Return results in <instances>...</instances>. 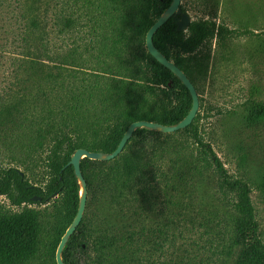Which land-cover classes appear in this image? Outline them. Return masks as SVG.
I'll return each instance as SVG.
<instances>
[{"label":"trees","instance_id":"16d2710c","mask_svg":"<svg viewBox=\"0 0 264 264\" xmlns=\"http://www.w3.org/2000/svg\"><path fill=\"white\" fill-rule=\"evenodd\" d=\"M171 1L81 0L78 5L80 1L73 0L76 9L62 20L58 18L63 24L61 32L87 28L82 44L95 67L81 75L80 35H71L73 45L65 54L54 57L45 47L40 50L48 61L58 60L60 66L44 105L18 120L23 132L15 136V149L27 157L16 163L31 166L22 171L0 160V195L9 203L8 208L0 204V264H56L57 245L79 203V182L68 164L77 148L110 153L132 122L174 125L189 111L192 100L187 88L144 46L148 28ZM219 3L212 0L214 10ZM209 14L192 19L185 31L176 29L180 15L174 14L153 35L156 48L193 84L194 73L208 68L209 59L196 55L199 48L214 39L223 45L232 33L223 19L217 21ZM202 116L198 110L190 125L174 131L184 133L192 146L177 155L179 174L171 188L177 184L183 193L186 188L191 193L201 192L211 180L222 207H215L214 214L226 235L227 257L239 247L233 264H264V241L250 195L252 188L247 180L232 177L204 140L200 134ZM243 119L249 125L263 124L264 99H246ZM161 134L137 128L116 158L81 159L86 210L62 251L65 264H145L139 255L140 242L147 238L153 245L161 244L158 239L164 231L160 223L147 221L161 208L156 207L153 196L159 186L153 170L156 159L147 150L151 148L154 154L157 147L147 143ZM38 164L39 171L34 173ZM256 186L264 195V173ZM32 196L42 201H32ZM46 199L49 207L30 206Z\"/></svg>","mask_w":264,"mask_h":264},{"label":"rangeland","instance_id":"374dc122","mask_svg":"<svg viewBox=\"0 0 264 264\" xmlns=\"http://www.w3.org/2000/svg\"><path fill=\"white\" fill-rule=\"evenodd\" d=\"M78 1L80 5L81 0ZM220 1L216 10L211 6L212 0H181L180 4L192 19L208 17L211 13L217 21L223 19L232 31L223 45L214 39L196 53L200 59H209L206 72L194 73L198 110L203 115L200 134L232 177L249 182L264 241V195L256 186L264 173V123L249 125L243 119L246 99H264V0ZM73 4V0H0V160L22 171L31 164L16 163L17 159L27 157L15 149V136L22 131L18 120L44 105L60 66L58 60L48 61L40 50L45 47L50 55L57 57L56 54H65L72 47L71 35H80L81 75H87L95 67L82 44L87 28L59 31L63 28L60 22L63 15L76 9ZM39 36L44 43L37 39ZM31 60L36 61L32 64ZM150 138L154 139L147 145H155L157 149L154 154L151 148L147 150L156 159L153 170L159 183L153 196L156 207L161 208L150 214L147 221L153 225L160 223L164 232L157 238L160 245H153L147 238L140 242L139 255L144 263L233 264L240 248L227 257L226 235L214 214L215 207H222L216 200L213 182H205L201 192L191 193L186 188L183 193L177 184L171 188L179 174L177 155L192 146V141L184 133L174 132H162ZM38 166L34 173H38ZM81 192L80 184L79 196ZM0 204L9 207L3 195H0ZM30 206L46 208L50 201Z\"/></svg>","mask_w":264,"mask_h":264},{"label":"water","instance_id":"95a60500","mask_svg":"<svg viewBox=\"0 0 264 264\" xmlns=\"http://www.w3.org/2000/svg\"><path fill=\"white\" fill-rule=\"evenodd\" d=\"M181 0H172L169 6L165 9V11L152 23V25L148 28L145 34V47L148 53L154 57L160 64L168 68L180 81L181 83L187 88L190 96H191V107L187 114L176 124L174 125H162L157 122L146 121V120H137L132 122L126 131L123 133L121 139L119 140L116 148L110 153H101L96 151H89L85 148H77L74 153L72 154L68 164L72 165L74 174L78 179L79 186L81 184L82 192L79 196V203L76 214L70 223V225L65 230L64 234L60 238V241L57 245L56 252H55V261L56 264H65L62 259V251L65 247L70 236L75 232L76 228L80 224L85 207L87 202V188L86 182L83 178L81 168H80V161L82 158L86 157L93 160H111L116 158L124 149L126 143L132 136L133 132L137 128L146 127L153 130H158L164 133H170L174 131H178L190 125L193 119L196 116V113L199 109V96L196 90L195 85L190 80V78L186 75V73L179 68L174 61L168 59L162 52H160L153 43V35L154 33L174 14L180 15V18L177 20L176 29L178 31H185L192 18L187 11L182 10ZM22 174V172H21ZM55 196V193L53 194ZM32 201H41V197L39 196H32ZM48 200V199H46Z\"/></svg>","mask_w":264,"mask_h":264},{"label":"flooded vegetation","instance_id":"af4514ba","mask_svg":"<svg viewBox=\"0 0 264 264\" xmlns=\"http://www.w3.org/2000/svg\"><path fill=\"white\" fill-rule=\"evenodd\" d=\"M42 201V200H41Z\"/></svg>","mask_w":264,"mask_h":264}]
</instances>
